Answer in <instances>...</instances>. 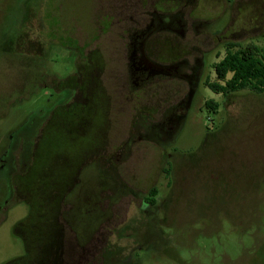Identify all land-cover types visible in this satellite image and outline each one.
Segmentation results:
<instances>
[{
    "label": "rangeland",
    "instance_id": "obj_1",
    "mask_svg": "<svg viewBox=\"0 0 264 264\" xmlns=\"http://www.w3.org/2000/svg\"><path fill=\"white\" fill-rule=\"evenodd\" d=\"M92 1L0 0V264L25 255L22 234L36 213L23 195L11 196L10 148L16 135L25 140L29 124L49 116L35 164L18 165L24 173L12 177L14 185L44 166L49 177L61 174L75 157L69 136L82 146V163L90 158L87 153L101 159L82 166V194L69 196L76 200L67 214L75 233L57 216L58 204L54 214L60 237L48 235V222L35 224L46 244L43 264L57 257L58 264H264V91L243 89L224 96L201 80L186 118L162 148L137 137L132 125L140 118L129 114L127 103H116L122 95L118 91L113 115L107 117L91 111L82 98L81 128L76 133L69 128L67 140L60 138L61 129L53 126L64 108L58 83L73 78L76 62L83 73L89 68ZM204 1L197 5L204 10H198L216 19V28L230 14L225 33L232 44L263 45L264 0ZM207 57L204 76L215 81L212 55ZM210 100L218 104L215 113L206 108ZM63 146L69 152L66 161L59 160ZM68 167L72 172L74 166ZM152 187L157 191L148 197ZM146 195L157 199L149 215L141 206ZM143 217L147 223L142 227L132 221ZM125 224L128 228L121 230ZM30 250L40 264L38 250Z\"/></svg>",
    "mask_w": 264,
    "mask_h": 264
},
{
    "label": "flooded vegetation",
    "instance_id": "obj_2",
    "mask_svg": "<svg viewBox=\"0 0 264 264\" xmlns=\"http://www.w3.org/2000/svg\"><path fill=\"white\" fill-rule=\"evenodd\" d=\"M92 2L94 13L88 55L89 68L83 73L82 64L76 62L78 56L76 55L75 70L71 74L74 75L73 78L67 77L58 83L57 91L61 93L60 106L64 108L63 110L61 108L62 113L58 114V122L53 126L61 129L60 138L63 140L64 138L67 140L66 137L69 136L67 129L71 128V131L74 130L76 133L78 126L79 131L82 126L80 115L82 98L94 113L101 117L112 116L115 103L113 93L118 91V94L122 95L118 96L116 103L121 101L123 106L127 103L129 114L140 118V124L132 125L138 131L137 137L154 141L162 148L174 138L186 118L201 80L203 84L209 82L207 76H204L208 64L207 56L212 55L214 65L225 56L228 49H239L237 43L234 47L231 46L232 42L227 40L225 33L230 14H227L224 24L216 28L214 25L216 19H207L200 14L205 6L197 5L205 2L204 0ZM216 2L221 4L222 0ZM217 47L220 49L215 50ZM77 107L79 113L76 111ZM66 111L69 113L66 114ZM152 115L156 118L152 119ZM49 123L50 116L42 122L33 121L24 129L27 132L25 140L22 141L20 135L15 136L7 159L10 167V193L11 196L24 195L31 208L34 207V212H37L41 203L45 205L47 201L55 212L58 204L57 207L60 206V209L57 210V216L75 233L67 214L71 213L76 200L70 199L69 196L82 194V166L89 159L97 163L101 159L97 154L87 153L86 157L90 158L82 163V146L77 145L75 138L69 136L68 145L74 149L75 157L73 161H66L69 152L64 146L60 147L59 160L66 161V164L61 174H55L56 178L49 177L50 171L44 166L36 172L32 171L29 177L24 179L25 183L20 181L14 185L12 181L15 174L24 173L23 167L20 168L18 165L24 166L31 161L35 164ZM209 135L204 137L203 142L207 141ZM16 150L20 151L18 158L14 156ZM43 153L45 154V151ZM165 157L170 158L171 154L166 153ZM49 158L54 157L49 155ZM105 159L111 162L110 156ZM69 163L74 166L72 172L68 169ZM44 186L47 190H43ZM152 188L157 191L155 187ZM126 192L129 195L132 191L128 188ZM48 194L52 198H49ZM148 197L146 195L143 198L141 206L144 209H149L155 202L157 203L156 198L153 201ZM149 210L146 212L148 215L152 214V210ZM141 212L139 210V213ZM59 218L58 225L61 223ZM132 221L141 227L147 223L144 217ZM127 228L128 224H125L121 230ZM73 241L76 246L82 247L76 235ZM128 253L127 258H130Z\"/></svg>",
    "mask_w": 264,
    "mask_h": 264
},
{
    "label": "trees",
    "instance_id": "obj_3",
    "mask_svg": "<svg viewBox=\"0 0 264 264\" xmlns=\"http://www.w3.org/2000/svg\"><path fill=\"white\" fill-rule=\"evenodd\" d=\"M231 46L234 47V44H231ZM213 71L215 73L216 80L206 82V85L209 89H211L215 93H221L222 95L226 96L243 89H249L257 93L263 92L264 91V43L261 46L251 44L245 48L228 49L225 56L213 65ZM205 105L206 108L213 113H215L218 107V104L211 100L207 101ZM153 194H155L154 188H152L149 195L151 196ZM49 198L52 197H50L49 195ZM54 213L55 212L52 211V207L50 206V204H49L48 212L46 211V208L43 207V203L39 205V208L36 214L34 215L36 218L32 219V223L29 225L30 227L27 234L21 231L22 228L20 229V231L23 233L22 234L23 241L26 248L25 255H23L20 258H17L16 260L10 263L16 261L17 264H33V263L37 264V261L31 258L29 254L31 253L30 249L32 248V250L34 249L38 250L37 256L41 257L42 262L40 264H43L44 260L46 259L43 255V253L46 250V244L43 242L41 232L35 231V224L37 222L40 223L42 221H44L43 224L48 222L49 223L48 235L49 236L52 234L53 236L58 235L59 227L57 226V221H56L57 219ZM57 242L58 240L55 241L54 239L53 253L51 255H53L56 251ZM57 260L58 257L56 261L48 260V264H58Z\"/></svg>",
    "mask_w": 264,
    "mask_h": 264
}]
</instances>
